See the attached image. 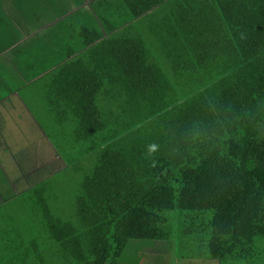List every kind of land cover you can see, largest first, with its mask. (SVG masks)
Wrapping results in <instances>:
<instances>
[{"label":"trees","instance_id":"trees-1","mask_svg":"<svg viewBox=\"0 0 264 264\" xmlns=\"http://www.w3.org/2000/svg\"><path fill=\"white\" fill-rule=\"evenodd\" d=\"M168 1L121 3L134 21ZM175 10L178 26L153 38L82 28L78 50L26 80L33 86L48 72L62 101L52 141L36 124L52 157L82 177L70 222L50 214L44 184L14 191L60 240L50 242L49 262L11 244L0 264H148L124 257L131 241L184 259L264 261V0H192ZM45 44L32 48L56 54Z\"/></svg>","mask_w":264,"mask_h":264},{"label":"rangeland","instance_id":"rangeland-1","mask_svg":"<svg viewBox=\"0 0 264 264\" xmlns=\"http://www.w3.org/2000/svg\"><path fill=\"white\" fill-rule=\"evenodd\" d=\"M11 1H14L15 12L23 23L11 22L9 16L1 12L3 7L0 6V20L4 22L3 27H0V54L7 48L11 50L0 59V203L8 198L0 205V258L10 252L8 245L13 244L19 253L26 255L32 262L38 261V256L49 262L50 242L57 243L60 240L59 233L46 224L49 223L46 215L42 212H36V215L34 205L32 202L27 203L26 196H13L14 191L21 192L28 184H44V196L50 214L70 222L74 214V190L82 173L73 172L72 167H62L61 161L52 157L50 143L41 129L31 122L27 114L21 113L29 112L52 141V136L57 133V115L62 109V101L53 97L48 72L44 74V80H37L33 86L26 80L41 70L51 68L46 67L50 64L49 59L64 58L70 49L78 50L82 43L79 35L82 28L119 37L126 33L134 36L133 29L136 30L138 25L132 22L130 12L125 11L121 0ZM170 9L164 5L157 15L161 16ZM62 17L65 18L57 22ZM40 24L44 28L40 34L27 36L29 32L33 34ZM112 28L116 32L110 34ZM68 36L71 38L65 39ZM40 37L50 44L56 54L47 58L49 47L32 48ZM57 37L61 41L51 42ZM20 51L28 55L27 62L25 56L18 58ZM9 56L11 64L4 60ZM29 64L30 69L24 68ZM20 70L22 73H19ZM20 74L26 79L23 80ZM17 165L25 172L20 174ZM26 175L30 177L24 178ZM40 218L45 219L46 223H41ZM129 245L128 255L126 253L124 257L136 256V259H141L140 262L148 264H218L207 259H184L171 251L163 252L159 245H147L143 241H131ZM257 262L264 264V261Z\"/></svg>","mask_w":264,"mask_h":264},{"label":"crops","instance_id":"crops-1","mask_svg":"<svg viewBox=\"0 0 264 264\" xmlns=\"http://www.w3.org/2000/svg\"><path fill=\"white\" fill-rule=\"evenodd\" d=\"M185 1L184 0L182 1V4L184 3V6H186L187 4H192V0H189L187 3ZM182 4L180 5V3H178V2L176 3V0H169L167 3H165V5L169 6L171 9L167 10V12L165 14L159 16V15H157L158 14L157 12H151L148 15H145L144 17H142V18H140L138 20H134V21L132 20V22L133 23H137L138 26H136V30L133 29L134 32H135L134 36L130 35V33H129V35L131 37H134V38L138 37L137 33H140L141 35L143 34L145 36H151V34H153V36H155V35L163 36V34L165 33V31H163V28H164L165 25H167L170 28H175V25L178 26L181 17L175 14V13H177L175 8L178 7V6L182 7ZM0 6L3 7V9H1L2 11L1 10L0 11L4 15L6 13V16L7 15L9 16V19H10L11 22H13V23H23V22H21V19L19 18V16L15 12L14 1L9 2V0H0ZM64 18L65 17L59 18L57 20V22L62 21ZM43 29L44 28H42V26L40 24L38 27H36L34 29V31H33L34 33L32 32L33 34H31V32H29L27 36H29V35L37 36L38 34H40V32ZM131 31L132 30H130V32ZM172 32H173V30L171 31V33ZM43 38H45V37H43ZM40 39L42 40L41 37L39 38V40ZM21 113L23 115L27 114L30 117L32 123H35V124L37 123V122L34 121V118L32 117V115L29 112L24 113L22 111ZM36 127L39 128L37 124H36Z\"/></svg>","mask_w":264,"mask_h":264}]
</instances>
